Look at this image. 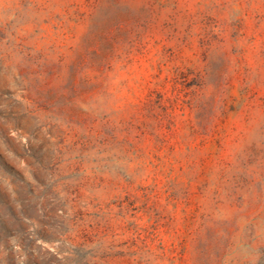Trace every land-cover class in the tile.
Segmentation results:
<instances>
[{
	"label": "rangeland",
	"instance_id": "374dc122",
	"mask_svg": "<svg viewBox=\"0 0 264 264\" xmlns=\"http://www.w3.org/2000/svg\"><path fill=\"white\" fill-rule=\"evenodd\" d=\"M0 264H264V0H0Z\"/></svg>",
	"mask_w": 264,
	"mask_h": 264
}]
</instances>
